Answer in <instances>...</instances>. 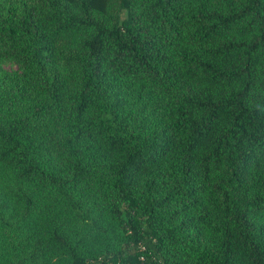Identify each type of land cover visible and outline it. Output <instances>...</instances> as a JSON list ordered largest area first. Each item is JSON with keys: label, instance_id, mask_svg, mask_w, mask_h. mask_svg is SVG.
Instances as JSON below:
<instances>
[{"label": "trees", "instance_id": "trees-1", "mask_svg": "<svg viewBox=\"0 0 264 264\" xmlns=\"http://www.w3.org/2000/svg\"><path fill=\"white\" fill-rule=\"evenodd\" d=\"M0 264H264V0H0Z\"/></svg>", "mask_w": 264, "mask_h": 264}, {"label": "rangeland", "instance_id": "rangeland-1", "mask_svg": "<svg viewBox=\"0 0 264 264\" xmlns=\"http://www.w3.org/2000/svg\"><path fill=\"white\" fill-rule=\"evenodd\" d=\"M1 66L5 69H14L15 68V65L12 63H3V64H1Z\"/></svg>", "mask_w": 264, "mask_h": 264}]
</instances>
